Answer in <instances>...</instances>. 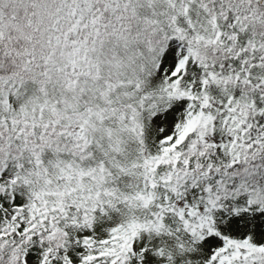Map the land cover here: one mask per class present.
<instances>
[{
  "label": "snow or ice",
  "instance_id": "1",
  "mask_svg": "<svg viewBox=\"0 0 264 264\" xmlns=\"http://www.w3.org/2000/svg\"><path fill=\"white\" fill-rule=\"evenodd\" d=\"M0 264H264V0H0Z\"/></svg>",
  "mask_w": 264,
  "mask_h": 264
}]
</instances>
